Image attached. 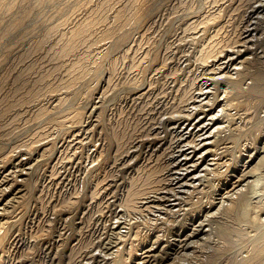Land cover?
<instances>
[{"label": "bare ground", "instance_id": "obj_1", "mask_svg": "<svg viewBox=\"0 0 264 264\" xmlns=\"http://www.w3.org/2000/svg\"><path fill=\"white\" fill-rule=\"evenodd\" d=\"M106 1L111 2L104 0V4ZM194 2L125 0L115 7L110 15L105 14L103 6L99 10L92 9L93 11L89 12V5L86 8L87 14L68 26L66 24L67 27L64 25L67 21L65 18L49 22L44 32L30 46L32 48L28 47L18 55V61H22L34 50H40L44 57L51 60L49 68L29 78L33 65L27 63L9 73V78L6 75L0 77V101L6 99L4 104L0 103V134L5 128L8 131L13 130L12 126L18 123L17 113L20 109H24V118L31 116L38 125L44 123L56 127V130H53L54 135L46 142H25V149L20 150L18 155L13 151L7 152L3 145L5 141L0 137V167L14 176L8 189L0 194V204L4 206L11 199L14 187H17V190L23 191L21 208L24 212L29 209V199L36 196L34 194L44 177V172L49 166L51 171L54 170L57 162L53 161L55 149L61 139L67 142L77 136L89 125V116L96 114L101 120L111 101L116 105L123 100L125 105L130 102L135 109L141 106L146 109V120L143 123H148V127L140 132L138 130L139 134L131 139L129 137L133 134L132 130L120 125L121 114L117 123L106 115L109 120L105 119L101 125V132L108 138V144L116 143L114 157L120 154L130 157V164H135L137 160L136 156H131L129 143L146 142L149 146L156 145L153 162L142 166V171L138 174L129 176L124 197L115 205L118 207L117 213H120L117 220L118 217L125 218L128 213L132 214L128 216L130 221H124L123 225L119 226L124 227L127 232H135L127 253L125 246L114 248V243L105 245L107 243L103 242L102 248L105 250L97 248L99 251L95 253L90 245L87 253H92L91 259L84 257L80 264H142L150 258H170L161 264H254L255 260L259 261L258 264H264V199L260 196L261 193H258V187L262 185L260 181L264 178V0H228L229 18L236 13H239V16L241 13L251 12L250 16L248 13L250 22L248 21L246 30L252 34L247 36L245 33L241 39L237 38L233 31L223 29L225 20L220 18V10L215 12L205 8L209 2H214L213 5L220 7L223 4L221 0H196V4ZM3 9H10L6 0H0V11ZM194 13L199 15L191 16ZM158 14L164 15L160 22L154 19ZM213 23L215 27L208 30ZM99 25H102V28L99 29ZM143 27L145 30L141 32ZM17 28L16 25L9 26L7 32ZM223 31H226L225 35L222 40H218L216 35ZM154 32L158 37L152 35ZM146 35H151L150 39ZM145 36L150 45L142 49V39ZM170 37L179 42L187 38L192 44L197 43L194 44L198 47L194 50L195 58L199 60L198 67H201V70L200 74L189 78L187 84L175 88L172 99L164 101L166 91L176 86V72H171L173 82L169 87L165 86V91L161 85L156 89L152 88L157 85L155 83L158 79H145L144 76L151 70L160 72L161 75L166 71L168 54L163 51L164 55H160L159 50L163 46L167 49L172 47ZM131 42L133 43L130 45ZM82 45L84 49L79 50ZM101 46L104 47L101 56L105 64L103 62L102 66L89 65L88 54L84 51ZM139 48L141 55L137 57L136 50ZM226 60L237 61L238 66L234 67L232 64L230 69V65V72H227V65L224 64ZM121 64L125 68L124 71H119ZM133 67L143 73V78L139 76L141 73L139 77L128 75V71ZM103 70L107 73L101 79L100 73ZM54 72H59L60 75L51 77ZM117 74L119 76L115 78ZM92 75L94 82L91 81L88 85L87 78L90 79ZM146 82L148 86H144ZM220 82L226 87V90H223L225 93H233L232 91L237 89L244 92L242 100L232 99L229 103L246 111L242 112L245 124L227 125L230 132L221 139L229 140L224 145V150L221 148L222 151L217 150L216 144L225 132L226 124L219 123L218 129V125L216 128L212 127L213 125L208 126L210 122L214 124L216 121L212 113L213 108L209 105L207 107L210 108L205 107L213 97L208 93L213 92L212 89ZM83 83L87 85L84 94L91 98L89 104L80 106L78 100L83 94L80 90ZM97 86L98 91L93 92ZM94 93L98 94L95 100ZM148 95L151 97L147 98ZM45 96H51L50 101L41 106L40 104L44 103L40 102ZM30 101L37 104L35 109L26 108ZM150 105L158 109L147 111ZM258 105L261 109L256 111L255 106ZM8 118L10 120L4 123ZM192 120L195 125L201 121L200 128L193 131V135L187 132L188 127L181 133L180 128L190 126ZM161 121L173 123L172 128H177L180 132L173 148L168 149L166 138L162 140L159 135V125L156 123ZM198 130H201V133L197 134ZM247 132L252 133L251 144H262V150H252L256 146L245 148V145L241 144L240 138L247 135ZM136 148L137 145L133 149ZM93 149L95 151L97 147L94 146ZM223 151L229 161L223 162L221 156H217ZM107 152L108 150H103L98 153L96 162L92 160L95 162L91 164L94 167L86 168L90 172L84 176L81 189L75 190L73 198L67 197L59 205V210L68 209L69 221L74 222L76 212L83 202L90 197L96 198L99 193L97 186L105 185L104 182L96 180L99 179L97 173L102 171L96 164L103 163L106 167L109 163ZM207 154L212 155L210 162L205 166L203 164V170L199 171L198 165ZM122 159L126 161L125 158ZM12 161L15 164L21 163L16 171L11 169ZM241 161L246 163V169L238 170ZM94 169L96 177L93 188L87 195L90 173ZM215 179L217 182H214ZM7 191L9 194L3 195ZM253 193L258 194L255 200L251 195ZM145 216H152L153 219H147ZM89 218L90 216H87L85 221ZM166 234L183 242L181 252H174L172 256L164 253ZM3 235L5 237L6 233ZM3 240L4 238H1L0 241ZM64 254L63 250L61 255ZM73 254V250L66 253L65 257L69 262L73 260Z\"/></svg>", "mask_w": 264, "mask_h": 264}, {"label": "rangeland", "instance_id": "obj_2", "mask_svg": "<svg viewBox=\"0 0 264 264\" xmlns=\"http://www.w3.org/2000/svg\"><path fill=\"white\" fill-rule=\"evenodd\" d=\"M47 1L46 0H36V1L6 0V5L9 6L10 9L7 11H5L4 9H3L4 11L3 10H1L2 12L0 11V61H1L0 77L6 75V77L9 78L10 77L9 73H11L16 68H19L22 65L24 67L25 64L27 63H31L33 65L31 68V74L28 76L29 78L33 77L37 72L38 73L44 72V70H46L51 66V60L46 56L44 57V55L41 54L40 50L38 51L34 50L22 61H18L19 53L22 52L24 49H27L28 47L33 45L34 40L44 32L49 22L65 18L67 21L64 25L65 27H67L68 24L70 25L73 22L77 21L79 18L86 15L87 14L86 8L89 5H90L89 12L92 9L99 10V8L103 6L105 14L108 13L110 15L113 13L114 8L117 7L122 1L124 2L125 0H111V2L106 1L105 4H104V0H84V1L83 0H47ZM174 1L177 2V0H171V2L175 3ZM193 1H195L194 4H196V0ZM221 2L223 4L220 7L213 5L214 2H209L207 7L205 8L215 12L220 10V14H221L220 18L225 20L223 21V24L225 25L223 29H228V31L230 30L229 32L233 31V33L236 34L237 38L240 37L241 39L242 36L244 37L245 33H246L245 35L247 36L251 35L252 32L250 34V32L246 30L247 24L250 22L248 20L249 11H247L246 13H241L239 16H238L239 13H236L234 16L229 18L230 4H228V0L227 1L221 0ZM198 13H194L191 16L196 17L197 15H199ZM250 14L251 12L249 13V16ZM228 18L229 21L227 22ZM21 19L23 20L20 22ZM154 19L160 22L161 20L164 19V15L158 14ZM231 19L233 20L234 23L231 22L232 21ZM13 25L14 26L16 25L18 28L10 29V31L7 32V28ZM213 27H215V23H213V25L208 30L213 29ZM100 28H102V25H99V29ZM144 30L145 28L143 27L141 32H143ZM155 32L152 33V35L154 34L156 36L157 33ZM225 32L226 31L218 33L216 35V38L218 40H222V37L225 35ZM146 36H148L149 39L151 37V35H146ZM146 36L143 37L144 39H142L143 48L140 47L142 49H146L150 45V41H148L149 39ZM169 41L170 42L172 41L171 42L172 47L170 49H167L166 47L163 46L159 50L160 55H164V53L168 54L169 62L167 64L166 71L161 75L160 72L151 70L148 71L144 76L145 79H158V82L155 83L157 85L156 86L154 85V87L152 88L156 89L159 85H161L165 91L166 90L165 86L169 87L173 82V78H172L173 74L171 72L172 71L176 72V78H175L176 86L173 87L172 89L169 88L166 91L165 96L163 97L165 98L164 101L172 99L173 93L176 92L175 88L177 87L179 88L183 84H187L186 83L187 80L193 77L194 75L200 74L199 72L201 70V67H198L199 60L195 58V51L197 50L198 47L196 45L194 46V44L197 43L192 44L191 40L187 38L183 42H179L177 40L175 41L173 37H170ZM132 43L133 42H131L130 45ZM12 46L13 48L11 49ZM140 48L136 50L137 57L141 55L139 54L141 52ZM82 49H84L83 45L79 48V50ZM102 49H104L103 46L98 47V49L96 47H93L89 51L88 50L84 51L88 54L87 61L89 65L94 64L96 66H102L105 64L104 59L101 56ZM165 49H167L168 51L166 50L167 52H165ZM258 49L261 50V48ZM258 49L257 51H259ZM90 55H92V57H90ZM71 56L72 55H70V57ZM235 59L238 61L237 56H235ZM237 61L228 62L226 60L224 64L227 65L226 68L227 72H230L229 71L230 65H231L230 69H232L233 65L234 67H236ZM103 62L104 64H102ZM119 69H120L119 71L125 70L122 64L119 66ZM137 69H138L137 67L131 68L128 71V75L136 76V77L140 76V78H143L141 76L143 75V73L139 69L138 70ZM94 72L96 73V71ZM58 73L59 72L52 73L53 75L51 77L54 78L56 76L58 77L60 75V73L59 74ZM106 73L107 72L105 70H103L102 73H100L101 79L104 78ZM165 73H169V74H165ZM118 76L119 74H117L115 78ZM87 80L89 85V83L94 80V76L92 75L90 79L87 78ZM93 82L91 83L92 85L94 84ZM146 84L147 82L144 83V86H148ZM242 85L244 84L242 83ZM86 88H87L86 84L84 85L83 83L80 85V90L83 92V94L80 96L81 99L78 100L80 102L78 103L80 106L84 104L85 105L89 104L91 96L86 97V95L84 94V91L86 92ZM225 88L226 87L222 82L218 83V85L215 86L213 89L211 88L213 92L214 91L215 92L208 93V94H212L211 96L213 97H211V101L209 102V104L205 105V107L209 105L211 106V108H213L212 111L214 112L212 113H214L215 115L214 119L216 121V123L213 122L216 125L210 122L208 126L213 125L212 127L216 128L215 126H217L221 122H223L221 125H223L224 123L226 124L224 130L225 132L221 134V136L219 137L220 140H218V143L216 144V147L218 145L217 150L219 151L221 150V148L222 150H224L223 149L224 145L227 144L226 142L227 140H229V138L221 139V137L226 136L230 132V130H228L229 127L227 125L230 124L233 126L235 125L239 126V124L242 125L246 123V120L242 115V112L244 110L241 108H236L233 104L230 105L231 103L230 101L242 100L244 98L243 96L244 92L242 93L240 89H237V90H233L232 91L233 93L227 92L229 94L228 95L227 93H225L226 91H223L226 90ZM95 91H98V86L95 87V89L93 90V92ZM96 95L98 94L94 93L93 95L94 100L96 99ZM49 97L51 96L43 97L40 103H44V104H40V105L44 106L48 104L50 101ZM146 97L150 98L151 95H148ZM5 100L6 99L1 100L0 103L4 104ZM223 106L224 108H221ZM36 107L37 104H33L32 101H30L29 106L26 108L32 110L35 109ZM149 107L150 108L147 109V111H154L155 109H158L157 107L152 105H150ZM260 109H261L260 105L255 106L256 111H259ZM18 111H19L17 113L18 121H16L18 123H16L15 126H12L13 130L8 131V129L5 128L0 134V137H2L3 140L5 141L3 145L7 149V152L13 151L15 155H18L20 153V150L25 149V145H26L25 142L27 141L46 142L47 139H50L51 136L54 135L53 130L54 129L56 130L55 125L50 126L44 123L42 125H38L39 123H36L31 116H27L26 118H24L23 117L24 109H20ZM120 111L122 112L120 113ZM120 114H121L120 125L124 126L128 130H132L133 134L131 137H129V139L133 138L134 136H137L143 128L148 127V123H143L145 122L147 115L145 108H142L141 106L135 109L134 106H131L130 102L125 105L123 100H120V102L116 103V105L111 101L109 106L105 109L101 120L98 119L96 114H94L95 116L94 115L89 116L88 118L89 125L86 126L84 129H82L77 136L68 140L67 142H64L63 139L60 140L61 142H59L56 146L55 149L56 153L54 155V160H53V161H57L56 166L55 168H53L54 169L53 171H51L49 166V169H47L44 172V177L39 182V185L36 188V192L34 194L36 196L29 199L30 205L27 212H24L21 208L23 191L17 190V187H14L13 189V192L11 193V199L4 206L0 204V240L1 238H4L2 242L0 241V264H66V263L80 264L81 259H83L84 257L87 258L89 257V259H91L90 254L92 253H87L88 249L90 248L93 249L94 253L98 252L99 251L98 249L102 248V245H104L103 242L107 243L105 245L114 243L115 245H117V246L114 245L113 246L114 248L115 247L119 248V246L120 247L125 246L124 247L125 253H127V248H129V243L131 241V238L134 236L133 234L135 232L133 231L127 232L128 230H126L124 227H119V226H122L124 221L127 222L128 216H132V214L128 213L125 218L118 217L117 220V216L120 213L119 212L117 213L116 210L118 209V207H116L115 205L116 202H119V200L124 197L126 182L129 176L131 174H138L140 171H142V166L145 167L147 163L153 162L154 148L156 147V145L149 146L146 142L129 143V150L132 154L131 156H136L137 161L135 164H130L129 163L130 157H126L123 154L116 155V157H114L116 143L110 142V144H108V138L105 135H103L101 132V125H103L102 123L103 121H105V119L106 121H108L109 118L113 119L114 122L117 123ZM260 114H262V112ZM9 120H10L9 118L5 119L4 123H7ZM205 120L209 122L208 119ZM192 122H194V120L191 121L190 126L187 125L181 128L179 127L181 133H184L183 129L188 127L189 129L187 132L190 135H193V131H195L197 128H200V124H202L200 121L196 123V125L198 124L199 126H196ZM156 124L159 125L157 130H159V135L162 137V140L166 138V147L168 149L170 147L173 148L177 136L180 134L178 129L177 128L173 129L172 128L173 123H170L168 121H161ZM219 126L220 125H218L216 129H218ZM215 131L217 132V130ZM198 132L201 133V130H198L197 134H199ZM67 137L70 136H66V138ZM240 140H241V144L245 145L244 146L245 148L246 147L253 148L256 146V144L255 145L251 144L252 133L250 132H247V135L242 136ZM222 143L223 145H221ZM136 145L137 148L136 150H134L133 148H135ZM94 146L97 147L95 151L93 149ZM259 149L260 150L263 149L262 144L260 143L252 150H259ZM103 150H108L107 159L109 160V163L106 165V167H104L103 163L96 164L102 168V171L100 173H97L99 179L96 180L101 181V183L104 182L105 185L103 187L97 186V188H99V193L97 194L96 198L90 197V199L83 202L81 204L80 209L76 212L74 222H71L67 219L69 215L68 209L59 210V205L67 197L73 198V196H75L73 194H76L75 190L81 189V185L84 182L83 180L84 176H86L87 173L90 172V170L87 171L86 168L90 167L92 169L94 167L91 164L96 162V156L98 155V153L103 152ZM92 151H94V153L92 155H89V153H91ZM237 151L238 149L235 150V153H237ZM197 155H195V157H197ZM217 156H221L222 161L226 162L227 155L224 151L219 152ZM210 157H212L211 154H207L203 156V158L201 159L198 165L199 171L203 170V167L210 162L209 161ZM122 158H125L126 161H124ZM93 159L95 162L94 161L92 162ZM227 161H229V159ZM244 163L245 162L242 161L239 162L240 165L238 166V170L246 169V163L245 164ZM20 166L21 163L15 164L13 161L11 163L12 171H16L18 168H20ZM82 174L84 175L82 176ZM94 174H95V169L90 173V180L86 191L87 195L90 194V191L93 188L92 185L96 177V176L94 177ZM13 178H14L13 174L7 173L3 167H0V194L8 189L9 183ZM215 180L214 182H217V180L216 181ZM260 182L262 183V185L258 187V193H261L260 196H262L264 199V178ZM7 194H9L8 191L3 195H7ZM251 195L254 200L256 199V197H258V194L256 193H253ZM85 216L86 217L90 216V218L87 221H85L86 219ZM145 217H148L147 219H153L152 216H145ZM118 228L120 229L121 232L118 231L119 230ZM114 230L115 231L117 230V232H115ZM4 233H6L5 237L3 235ZM109 234L110 237H108ZM106 237H108L109 239ZM119 237L120 239H118ZM182 243L183 242L178 238H174L171 235L166 234L164 237L163 251L164 253L171 254L172 256L174 252H181L183 250ZM90 245L92 247H90ZM102 249L105 250V248ZM63 250L65 251V254L61 255L63 253ZM70 250H73L74 254H73V260L69 262L65 256L66 253H68ZM124 255L127 256V254ZM168 259L150 258L148 261L142 264H161L167 261ZM258 262H259L258 260H255L254 264H258Z\"/></svg>", "mask_w": 264, "mask_h": 264}]
</instances>
